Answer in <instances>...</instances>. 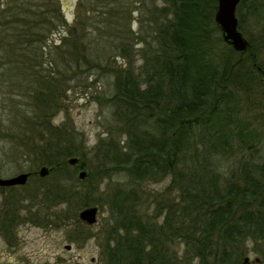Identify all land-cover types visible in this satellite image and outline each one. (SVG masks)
I'll return each mask as SVG.
<instances>
[{
	"label": "trees",
	"instance_id": "1",
	"mask_svg": "<svg viewBox=\"0 0 264 264\" xmlns=\"http://www.w3.org/2000/svg\"><path fill=\"white\" fill-rule=\"evenodd\" d=\"M137 1L134 31L130 0H78L72 22L61 0H0V96L7 101L0 143L11 140L10 152L39 157L57 177L53 186L41 185L42 193L51 204L69 201L60 182L67 158L75 155L85 168L86 153L81 132L51 119L66 79L44 66L107 71L114 121L96 146L99 171H124L132 183L117 186L110 201L107 264H242L249 241L264 258V156L257 130L239 111L241 95L259 89L264 98V23L257 43L248 39L238 51L215 21L217 0ZM245 6L255 15L264 0ZM144 22L152 34L141 38ZM13 91L35 98L34 112L6 123ZM1 150L7 153L0 144V158ZM230 159L236 162L225 169ZM167 176L169 184L152 197L163 216L157 223L137 209L140 184ZM91 191L80 199L90 202Z\"/></svg>",
	"mask_w": 264,
	"mask_h": 264
},
{
	"label": "rangeland",
	"instance_id": "2",
	"mask_svg": "<svg viewBox=\"0 0 264 264\" xmlns=\"http://www.w3.org/2000/svg\"><path fill=\"white\" fill-rule=\"evenodd\" d=\"M130 5L134 7L130 12L129 21L134 31L139 30L138 18L140 13L137 10L138 1L130 0ZM261 0H258V3ZM62 9L70 22L74 18L78 0H61ZM252 0H245L249 4ZM162 4V0H157ZM245 4L240 9V15L237 14L242 27L240 30L251 41L257 43V38L264 23V11H255V15L249 12ZM147 27L143 28L140 36H150L152 34L150 24L144 22ZM147 23V24H146ZM147 28V30H146ZM56 53H52L47 58L52 60ZM52 56V57H50ZM262 56L258 57L262 60ZM117 62L122 63L123 59L117 57ZM140 62V61H139ZM44 68L56 72L58 78L64 77V85L61 97L62 107L55 111L52 120L55 124L67 120L73 127L81 132L80 141L85 151L86 167L78 164L67 163V177L60 178L62 185L66 186L71 193L67 202L53 203L42 193V186L47 183L54 185L57 182L54 176H41L38 170L45 164H40L39 157L26 155L23 153V147L20 156L15 155V151H9L11 140L7 143L2 141L1 148H5L7 153L2 154L0 158V176L9 177L21 172H30L27 182L21 186L13 187L9 191L0 186V264H21V259L25 256L24 251L31 253V259L28 264H73L70 260H80L90 263L91 256H98L101 252L103 258L102 264H107V249L110 252L112 243L111 226L114 219L111 214L110 201L114 195L117 186L126 184L131 187L130 178L124 171H109L105 169L99 171L102 166L96 146L100 138L105 137L109 123L114 121L111 101L108 97L112 94V75L104 70H76L65 69L61 66L45 65ZM59 68V69H58ZM259 89L249 97L245 95L239 99V111L243 119L249 123V127L256 129L259 134V145L261 154L264 156V98L259 97ZM35 98L29 96L26 92L13 91V112L10 108L4 113L6 123L16 119L19 121L25 114L34 112ZM5 98L0 96V111ZM5 124V123H4ZM15 141V140H13ZM39 142V137H36ZM123 142V141H122ZM13 154V155H12ZM71 155L70 157H74ZM68 157L67 159H69ZM76 157V156H75ZM79 160V158H78ZM236 159L225 162V169L229 165L235 164ZM47 166V165H46ZM76 166V167H75ZM91 166V167H90ZM91 169H94V177H90ZM81 170L86 171L84 177H79ZM37 174L33 175L32 174ZM88 178V179H87ZM170 181V176L160 180H146L141 182L143 188V203L138 206L140 212L147 214L146 218L157 223H161L162 213L156 209L152 197L157 196ZM59 184L63 189L64 187ZM132 184V183H131ZM137 184V183H136ZM92 187L90 202H84V197L89 188ZM93 200V201H92ZM96 205L99 208L97 220L93 224H88L81 220L79 212L87 206ZM7 215L12 221L5 231L2 228ZM157 220V221H156ZM13 242L21 249L18 260L15 263L13 258ZM70 244L68 250L65 245ZM249 251L246 256L253 264H264L263 256L258 252L256 242H248ZM182 249V247H180ZM258 258L259 261H256ZM186 264H196V261H186Z\"/></svg>",
	"mask_w": 264,
	"mask_h": 264
},
{
	"label": "water",
	"instance_id": "3",
	"mask_svg": "<svg viewBox=\"0 0 264 264\" xmlns=\"http://www.w3.org/2000/svg\"><path fill=\"white\" fill-rule=\"evenodd\" d=\"M240 0H217V9L215 12V21L221 29L222 37L225 42L230 44L235 50L244 51L249 46L248 38L243 34L239 28V20L236 14V8ZM68 162L75 164L78 162V157H70ZM49 168L43 165L38 170L41 176L47 175ZM30 172H21L9 177L0 176V186H13V185H23L27 182ZM86 175L85 170L79 172V177H84ZM99 208L96 205L87 206L79 212V217L81 220L88 224H93L97 220ZM67 248L71 245L67 244ZM256 261H259L256 258ZM242 264H253L249 257H245Z\"/></svg>",
	"mask_w": 264,
	"mask_h": 264
},
{
	"label": "flooded vegetation",
	"instance_id": "4",
	"mask_svg": "<svg viewBox=\"0 0 264 264\" xmlns=\"http://www.w3.org/2000/svg\"><path fill=\"white\" fill-rule=\"evenodd\" d=\"M16 186H21V185H13V187H16ZM67 245V244H66ZM65 245V247L67 248V246ZM68 250L71 249L70 248H67ZM21 249H19L13 242V258L15 259V263L17 262L18 260V255L21 253L20 252ZM110 252H108V249H107V255L109 254ZM23 254L25 255L21 260V264H28L30 261H32L31 259V253H27L26 251L23 252ZM71 263L73 264H90V263H85V262H82L78 259H74V260H70ZM90 262L91 264H102L103 263V258L101 257V252L99 253L98 256H91L90 258Z\"/></svg>",
	"mask_w": 264,
	"mask_h": 264
}]
</instances>
